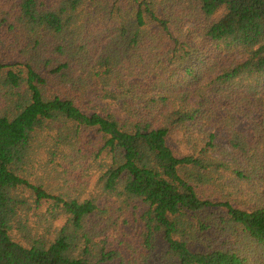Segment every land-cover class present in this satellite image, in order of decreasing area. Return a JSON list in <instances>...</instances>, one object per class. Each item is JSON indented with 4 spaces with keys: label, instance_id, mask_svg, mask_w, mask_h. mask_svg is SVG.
<instances>
[{
    "label": "trees",
    "instance_id": "1",
    "mask_svg": "<svg viewBox=\"0 0 264 264\" xmlns=\"http://www.w3.org/2000/svg\"><path fill=\"white\" fill-rule=\"evenodd\" d=\"M0 264H264V0H0Z\"/></svg>",
    "mask_w": 264,
    "mask_h": 264
},
{
    "label": "rangeland",
    "instance_id": "2",
    "mask_svg": "<svg viewBox=\"0 0 264 264\" xmlns=\"http://www.w3.org/2000/svg\"><path fill=\"white\" fill-rule=\"evenodd\" d=\"M172 142H173V144L175 146L181 147V143H180L179 139L178 140L177 139L176 140H173Z\"/></svg>",
    "mask_w": 264,
    "mask_h": 264
}]
</instances>
